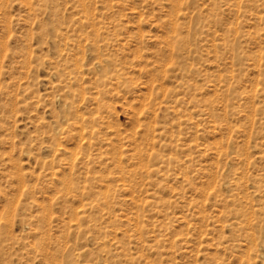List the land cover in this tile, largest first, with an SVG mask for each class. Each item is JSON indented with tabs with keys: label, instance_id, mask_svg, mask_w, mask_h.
<instances>
[{
	"label": "rangeland",
	"instance_id": "obj_1",
	"mask_svg": "<svg viewBox=\"0 0 264 264\" xmlns=\"http://www.w3.org/2000/svg\"><path fill=\"white\" fill-rule=\"evenodd\" d=\"M0 264H264V0H0Z\"/></svg>",
	"mask_w": 264,
	"mask_h": 264
}]
</instances>
